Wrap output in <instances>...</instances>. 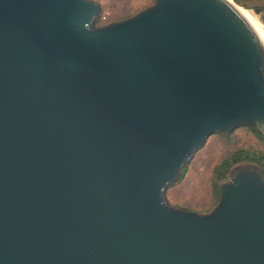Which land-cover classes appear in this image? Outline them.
Here are the masks:
<instances>
[{"label":"water","instance_id":"95a60500","mask_svg":"<svg viewBox=\"0 0 264 264\" xmlns=\"http://www.w3.org/2000/svg\"><path fill=\"white\" fill-rule=\"evenodd\" d=\"M101 14L0 0V264H264L261 165L166 198L210 136L264 135V39L230 0Z\"/></svg>","mask_w":264,"mask_h":264},{"label":"rangeland","instance_id":"374dc122","mask_svg":"<svg viewBox=\"0 0 264 264\" xmlns=\"http://www.w3.org/2000/svg\"><path fill=\"white\" fill-rule=\"evenodd\" d=\"M94 1L102 6V14L96 23L98 26L133 16L154 2V0ZM232 1L246 9L254 19L261 20L257 10L263 9L264 12V0ZM102 15H106V19H101ZM261 23L264 25V21ZM237 150L264 152V142L259 139L252 126L239 127L229 134L210 136L188 163L187 170L181 180L167 189L168 202L178 208H198V212H209L219 201L214 188V168L228 153Z\"/></svg>","mask_w":264,"mask_h":264},{"label":"trees","instance_id":"16d2710c","mask_svg":"<svg viewBox=\"0 0 264 264\" xmlns=\"http://www.w3.org/2000/svg\"><path fill=\"white\" fill-rule=\"evenodd\" d=\"M252 128L254 129V132L259 137V139H261L264 142V135L260 131L255 129L254 127ZM242 161L256 162L259 165H261V167L264 170V152H251L249 150H237V151L228 153V155L221 161L219 165H217L214 168V171H213V178L215 179L214 188H215V191L218 197H220L218 182L224 179L228 175V173H230L231 167L234 164L238 162H242ZM186 170H187V166L183 169V175L185 174Z\"/></svg>","mask_w":264,"mask_h":264},{"label":"bare ground","instance_id":"6f19581e","mask_svg":"<svg viewBox=\"0 0 264 264\" xmlns=\"http://www.w3.org/2000/svg\"><path fill=\"white\" fill-rule=\"evenodd\" d=\"M231 2L235 3L234 1L230 0ZM236 4V3H235ZM238 6V8L240 9V11L246 16V18L250 21V23L258 30V32L260 33V35L262 36V38L264 39V25H262L261 22H263L262 20L258 21L256 19H254L250 13L242 8L241 6H239L238 4H236Z\"/></svg>","mask_w":264,"mask_h":264},{"label":"crops","instance_id":"0c3cea01","mask_svg":"<svg viewBox=\"0 0 264 264\" xmlns=\"http://www.w3.org/2000/svg\"><path fill=\"white\" fill-rule=\"evenodd\" d=\"M187 209H191V210L199 211L198 208H190V207H188Z\"/></svg>","mask_w":264,"mask_h":264},{"label":"built area","instance_id":"2783aa9c","mask_svg":"<svg viewBox=\"0 0 264 264\" xmlns=\"http://www.w3.org/2000/svg\"><path fill=\"white\" fill-rule=\"evenodd\" d=\"M101 19H106V15H102Z\"/></svg>","mask_w":264,"mask_h":264}]
</instances>
